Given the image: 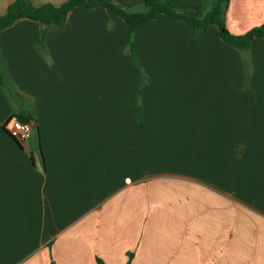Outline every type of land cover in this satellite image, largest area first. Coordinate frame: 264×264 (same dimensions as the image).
<instances>
[{
	"label": "crops",
	"instance_id": "obj_1",
	"mask_svg": "<svg viewBox=\"0 0 264 264\" xmlns=\"http://www.w3.org/2000/svg\"><path fill=\"white\" fill-rule=\"evenodd\" d=\"M13 1L0 0V15ZM110 1L132 10L145 0ZM169 1L201 17L217 0ZM87 3L42 47L38 21L0 33V77L12 81L0 82V264H264V38L238 53L215 25L195 34L165 14L138 24L141 124L140 71L112 59L129 56L127 25ZM221 8L232 34L264 23V0ZM241 65L253 92L240 91ZM121 113L132 127L107 129ZM21 114L32 132L16 142L4 125Z\"/></svg>",
	"mask_w": 264,
	"mask_h": 264
},
{
	"label": "trees",
	"instance_id": "obj_2",
	"mask_svg": "<svg viewBox=\"0 0 264 264\" xmlns=\"http://www.w3.org/2000/svg\"><path fill=\"white\" fill-rule=\"evenodd\" d=\"M101 6L107 10L120 16L127 25L126 41L131 55L134 57L131 35L135 27L149 19L160 14L168 15L176 20H183L189 23L195 34H201L206 31L210 25L217 26L222 40L229 46L233 47L238 53L247 51L249 43L254 37L264 38V23L260 26L251 28L243 34H232L229 32L224 23V11L221 8V0H217L210 10L203 16L195 17L188 11L179 10L169 0H145L139 9H124L110 0H98ZM77 6L88 7L87 0H66L59 5L52 3H44L34 5L30 0H14L9 4L5 13L0 15V32L20 18H28L38 21L43 28L37 38V45L42 47L46 36L61 27L66 22L69 11ZM141 67V65H140ZM18 118L23 122H29L32 117L30 115L21 114L11 116ZM7 132V131H6ZM97 264H105L101 259L97 258ZM126 264H130V260Z\"/></svg>",
	"mask_w": 264,
	"mask_h": 264
},
{
	"label": "rangeland",
	"instance_id": "obj_3",
	"mask_svg": "<svg viewBox=\"0 0 264 264\" xmlns=\"http://www.w3.org/2000/svg\"><path fill=\"white\" fill-rule=\"evenodd\" d=\"M225 2V0H221V7H222V5H223V3ZM137 9H139V8H137ZM193 15V14H192ZM193 16H195V17H200V16H196V15H193ZM1 33V32H0ZM131 41H132V37H131ZM133 43V42H132ZM128 43H126V49H125V51H123V53H125V54H129V56H122V57H116V58H112L113 59V62L115 63V65H119V61L123 64L124 62H123V60H125L126 58L125 57H129L130 59H131V61H133L132 63H134L137 67H138V69H139V71H140V73H139V82H138V86H137V90H136V92H135V95L137 94V96H136V99H135V103H134V106H133V108H134V110H135V113H134V110H133V113H134V120H136V121H138V123H141V124H143V123H145V122H143V121H141V110H142V104H141V100H140V96H141V92L143 91L142 89H143V87L145 86V83L149 80V74L147 75L144 71H143V69L140 67V62H139V60H138V58H137V56L135 55V53H134V56H135V60H134V57L131 55V53H130V51H129V48H128ZM133 45V44H132ZM134 51V50H133ZM107 63L109 64L110 63V61L107 59ZM3 64V61L2 60H0V66ZM241 69H242V71L243 72H241L240 73V76H241V86H239L240 87V91L241 92H244V93H246V92H253L254 90H252L249 86H248V83H249V80L251 79V74H252V71H251V68H250V66H243V65H241ZM117 74V76L118 75H120V74H118V73H116ZM121 75H125V73H124V71L121 73ZM1 76V75H0ZM2 77V76H1ZM1 77H0V82H1V84L4 86L5 85V83H8V82H10V83H12V81L11 80H7V79H5V80H2L1 79ZM109 77L110 76H108L107 77V80H109ZM5 78V77H4ZM238 78H239V76H238ZM237 80H239V79H237V77L235 76L234 77V83L236 84V82H238ZM4 81V82H3ZM8 81V82H7ZM114 81V80H113ZM10 86V88H11V90H6L5 88H4V90H5V92H6V94L9 96V98H12L13 99V101H16V102H19V99H18V95L16 94V93H14L13 92V87H12V85H9ZM115 86H116V84H115ZM5 87V86H4ZM116 96H117V94H116ZM188 103V102H187ZM186 103V104H187ZM204 108H207V106H204V105H186V109H185V111L187 112V114H191L192 112H195V111H198V112H200V110L201 109H204ZM173 110V109H172ZM210 109H208L207 111H209ZM174 112H178V109H176ZM176 119H178V117H175ZM119 120L120 121H118V120H107V122L105 123L106 124V128L107 129H115V130H117L118 128H121V129H129V128H131L132 127V125H133V123L134 122H132L131 121V119H130V117L127 115V114H125V113H121V115H120V117H119ZM175 122V121H174ZM170 123H173L172 121H170ZM179 123H181V122H179ZM132 124V125H131Z\"/></svg>",
	"mask_w": 264,
	"mask_h": 264
},
{
	"label": "built area",
	"instance_id": "obj_4",
	"mask_svg": "<svg viewBox=\"0 0 264 264\" xmlns=\"http://www.w3.org/2000/svg\"><path fill=\"white\" fill-rule=\"evenodd\" d=\"M4 129L17 142L26 140L32 132V123L23 122L18 118H11L5 125Z\"/></svg>",
	"mask_w": 264,
	"mask_h": 264
},
{
	"label": "water",
	"instance_id": "obj_5",
	"mask_svg": "<svg viewBox=\"0 0 264 264\" xmlns=\"http://www.w3.org/2000/svg\"><path fill=\"white\" fill-rule=\"evenodd\" d=\"M15 140V139H14ZM16 141V140H15ZM17 142V141H16Z\"/></svg>",
	"mask_w": 264,
	"mask_h": 264
}]
</instances>
